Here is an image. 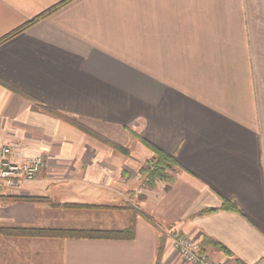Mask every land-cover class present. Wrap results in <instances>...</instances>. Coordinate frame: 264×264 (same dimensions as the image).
<instances>
[{
  "label": "crops",
  "instance_id": "1",
  "mask_svg": "<svg viewBox=\"0 0 264 264\" xmlns=\"http://www.w3.org/2000/svg\"><path fill=\"white\" fill-rule=\"evenodd\" d=\"M64 1L0 0V137L46 160L0 191V228L134 238L0 235V264H186L175 236L264 264V0H70L36 19ZM146 144L175 159L171 183L144 188Z\"/></svg>",
  "mask_w": 264,
  "mask_h": 264
},
{
  "label": "trees",
  "instance_id": "2",
  "mask_svg": "<svg viewBox=\"0 0 264 264\" xmlns=\"http://www.w3.org/2000/svg\"><path fill=\"white\" fill-rule=\"evenodd\" d=\"M66 0L59 5L53 7L47 12L38 16V18H43L46 15L52 13L57 10L59 7L64 5ZM29 22L31 24L33 21ZM28 23L24 26L20 27L12 34H10L7 38L12 37L20 32H22L28 25ZM45 112L47 110L43 109ZM49 112V111H48ZM74 123V122H72ZM74 126L78 128L80 131L91 135V132L88 131L85 127L74 123ZM112 149L118 151L124 155L128 154V150L121 148L115 144L107 143ZM148 148L153 152V157L146 161L145 164L140 168L139 174L142 179V184L146 189H154L155 185L159 182L171 183L172 174L175 173V169L177 168V163L175 159L164 152L149 146L146 144ZM9 202L14 203H49L51 205L57 207H63L67 209H95L97 207L90 206H75V205H63L59 206L58 204H52L50 200L45 198H33V197H9L7 198ZM99 209H106L99 208ZM0 235L6 237H19V238H51V239H91V240H131L134 238V225L131 222L130 226L123 230H70V229H40V228H22V227H1Z\"/></svg>",
  "mask_w": 264,
  "mask_h": 264
},
{
  "label": "built area",
  "instance_id": "3",
  "mask_svg": "<svg viewBox=\"0 0 264 264\" xmlns=\"http://www.w3.org/2000/svg\"><path fill=\"white\" fill-rule=\"evenodd\" d=\"M45 166L46 160L40 152L33 151L27 156L20 144L4 142L0 137V191L19 189L35 181ZM173 249L186 264H215L200 255L198 243L186 236H175Z\"/></svg>",
  "mask_w": 264,
  "mask_h": 264
},
{
  "label": "rangeland",
  "instance_id": "4",
  "mask_svg": "<svg viewBox=\"0 0 264 264\" xmlns=\"http://www.w3.org/2000/svg\"><path fill=\"white\" fill-rule=\"evenodd\" d=\"M38 178H39V176H38ZM135 203H137V201H134ZM128 211H129V213H130V216H134L135 214H137V215H140L138 212H136L137 210H135V209H133V208H128ZM65 214V213H64ZM84 214H86V213H84ZM68 215H71V214H68ZM75 216H82L83 215V213H76V214H74ZM101 215V213H98V212H95V213H89L88 214V216H100ZM125 216L127 217L128 215H126L125 214Z\"/></svg>",
  "mask_w": 264,
  "mask_h": 264
}]
</instances>
